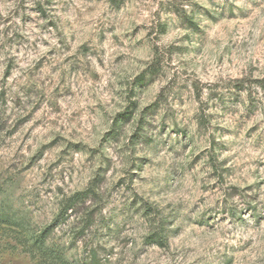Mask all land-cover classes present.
<instances>
[{"label":"rangeland","instance_id":"rangeland-1","mask_svg":"<svg viewBox=\"0 0 264 264\" xmlns=\"http://www.w3.org/2000/svg\"><path fill=\"white\" fill-rule=\"evenodd\" d=\"M0 211V264H58L46 229L69 264H264V0H0Z\"/></svg>","mask_w":264,"mask_h":264},{"label":"trees","instance_id":"trees-1","mask_svg":"<svg viewBox=\"0 0 264 264\" xmlns=\"http://www.w3.org/2000/svg\"><path fill=\"white\" fill-rule=\"evenodd\" d=\"M64 213V210H63ZM62 214H59V217ZM3 224L16 225L17 223L12 220V218L5 213L0 211V228ZM49 230H44L40 235L36 236L33 241L29 244L28 240L25 242V247L27 251L31 254L33 258H41V260H50L58 264H69L63 259L62 253L60 251L54 250L50 245H47L49 238ZM19 243H22L23 240L20 238H15ZM161 243L163 242V236L159 235ZM92 264H102L101 260L98 257V252L94 250L92 252Z\"/></svg>","mask_w":264,"mask_h":264}]
</instances>
